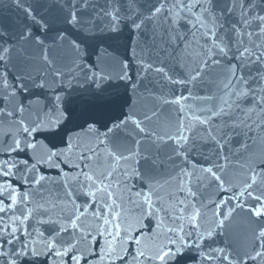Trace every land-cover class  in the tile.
Listing matches in <instances>:
<instances>
[{"label":"snow or ice","instance_id":"1","mask_svg":"<svg viewBox=\"0 0 264 264\" xmlns=\"http://www.w3.org/2000/svg\"><path fill=\"white\" fill-rule=\"evenodd\" d=\"M0 264H264V0H0Z\"/></svg>","mask_w":264,"mask_h":264},{"label":"water","instance_id":"2","mask_svg":"<svg viewBox=\"0 0 264 264\" xmlns=\"http://www.w3.org/2000/svg\"><path fill=\"white\" fill-rule=\"evenodd\" d=\"M5 11L7 12V11H8V9H5Z\"/></svg>","mask_w":264,"mask_h":264}]
</instances>
